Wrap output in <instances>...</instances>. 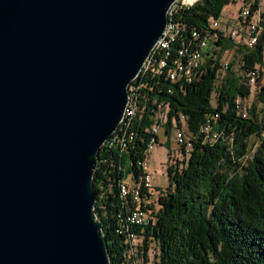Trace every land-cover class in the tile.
Returning <instances> with one entry per match:
<instances>
[{"label":"water","instance_id":"1","mask_svg":"<svg viewBox=\"0 0 264 264\" xmlns=\"http://www.w3.org/2000/svg\"><path fill=\"white\" fill-rule=\"evenodd\" d=\"M176 0H0V264H110L98 151Z\"/></svg>","mask_w":264,"mask_h":264},{"label":"trees","instance_id":"2","mask_svg":"<svg viewBox=\"0 0 264 264\" xmlns=\"http://www.w3.org/2000/svg\"><path fill=\"white\" fill-rule=\"evenodd\" d=\"M231 1L193 0L175 10L172 20L185 34L175 41L169 57L154 55L140 74L141 83L135 85L134 91L137 110L128 129L121 124L113 135L124 133L128 146L121 150L108 148L105 143L98 151L92 180L94 212L106 239L110 264H148L150 243L154 249L152 264H264V113L257 119L254 109L242 106V100L250 93L247 80H252L254 65L263 56L264 0L257 13L259 32L252 45L235 44L231 36L218 38L202 54L190 82L165 78L187 43L189 31L209 29L210 19H217ZM257 6L258 0L248 5L244 23ZM230 49L236 71L227 63L221 74L219 56ZM260 77L253 84L255 99L264 110V81L259 83ZM159 102L167 104L161 123L167 138L183 127L184 140L177 151L182 155L187 151V158L177 160L169 150L168 185L154 197L153 221L151 216H145L137 224L136 233H132L136 244L131 247V254L135 256L128 258L130 242L116 233V228L123 224L120 217L128 213V208L137 205L131 194L119 198L118 184L128 176L135 184L139 182L141 171L137 163L151 136L154 109ZM209 116L214 117V133L209 139H202L198 129ZM252 136L257 143L251 152L247 140Z\"/></svg>","mask_w":264,"mask_h":264},{"label":"built area","instance_id":"3","mask_svg":"<svg viewBox=\"0 0 264 264\" xmlns=\"http://www.w3.org/2000/svg\"><path fill=\"white\" fill-rule=\"evenodd\" d=\"M177 0L172 5H176ZM244 5V4H243ZM243 5L240 7V9L237 12L238 15V21L240 20V15H245V12L247 9L243 8ZM179 11V10H178ZM174 16H169L168 11V17H167V23L164 29V32H166V29L168 28V22L170 19H174ZM256 16L254 13V21L247 20L246 24H250L251 27H257L255 25ZM216 22V19H210V28L209 29H195L194 33V42L191 45V48H185V51L182 56H177V63L176 68H174L172 71H166V77L170 81H180V82H190L196 75V70L198 68V57L202 55L204 52H207V49H210V42H216L218 38H226L225 31L221 30H214V23ZM221 31V34L219 33ZM233 31H235L234 38L237 39L239 35L241 34V31L236 30L233 28ZM162 32V33H164ZM235 44L238 43L234 39H232ZM251 40V39H250ZM246 46L248 45V41L242 42ZM227 51V50H225ZM179 62H185L184 63V72L183 73H177V64ZM227 63L222 64V68L224 69ZM264 74V56H262V59L257 65H254V74L252 75V80H247L249 84L254 83V81ZM137 83H141L140 79H134L128 86V96L131 97L134 91V86ZM171 90H167V92H170ZM167 104L160 102L159 104L155 105L154 109V122L152 123L150 127V134L147 143L145 151H143V158L140 160L139 167L143 171V176L145 177L144 181V190H138V196L136 197V205H137V211L133 215L132 219H125L122 225H119L116 228V233L123 235L125 238H130V235L135 232V228L137 226V220H142L144 216H151V222L153 221V213L154 209L151 208L152 205H154V197H156V189L152 186L151 182L153 180L152 173L147 169L148 166V156L152 152L154 145L157 143L156 137L158 136V133L161 128V123L164 122L165 118V111H166ZM244 116V113H243ZM180 120L183 121L184 117L183 115L179 116ZM212 124H214V117H207L205 118L204 122L200 124L198 133L202 134V139H209V137L212 135ZM183 127L180 129H177L175 131L174 140L177 143H183L184 133H183ZM131 134L133 132L131 131ZM106 143V146L108 148L111 147H119L121 150H124L128 146V140H121L120 136L118 140H107V142H104L103 145ZM131 176H128L124 178L122 181L118 184V190H119V198L121 199V196L124 194V191L131 188ZM127 254L128 258L131 256H135V254H131V246L129 245V248H127Z\"/></svg>","mask_w":264,"mask_h":264},{"label":"rangeland","instance_id":"4","mask_svg":"<svg viewBox=\"0 0 264 264\" xmlns=\"http://www.w3.org/2000/svg\"><path fill=\"white\" fill-rule=\"evenodd\" d=\"M253 1L254 0H233V1L229 2L228 5H225L222 8L218 18L216 19L215 27L217 28V30L223 29L225 31V33H227L226 36H232V34L235 35L233 28L241 31V34L239 35V37L237 39L234 38V35L231 37V39H234L236 42H238L236 44H242V42L249 41L247 39L248 38L247 30L249 28H251V25L247 26V24L244 23V20H245L244 18L248 14V11H249L248 5L250 3H252ZM242 5H243L244 9H247V12L245 13V16L242 15L243 17H241V18H243V21L242 20L238 21L237 12ZM261 6H263V0H258L257 10L254 12L255 16H256L255 25L257 24V21H258L257 20V13L260 10ZM250 20L254 21V14L250 18ZM252 28H254V27H252ZM232 55H233V52L231 49L227 50V51H223L219 56V63H220L219 65H222L224 63H231L232 69L234 71H236V65L237 64H236V62H234ZM263 56H264V53H263ZM220 73L221 74L224 73L223 68L220 71ZM262 81H264V75H262L260 77L258 82L260 83ZM255 90H256V87L254 86V84L253 83L250 84L249 85V92L250 93H249V95H247V97L245 99L242 100V106L246 110L254 109L253 111L256 113L257 119H260L262 116V111L264 113L263 104L259 103L255 99ZM209 100H210V104L213 105L214 99H213L212 94L210 95ZM171 133H172L171 137L167 138V136L163 132V128H160V131H159L158 137H157L158 141L154 145L152 152L148 156L147 169L152 173L153 180H152L151 184L154 187V189H156V191L165 188L169 182L167 174H166V169L169 165V162H168L169 150H172V152H170V153L172 154V157L177 159V160H182L183 158L184 159L187 158V151L184 153V155H182L181 152L177 151V149L179 148V143H177L174 140L175 131L171 132ZM256 140H257V138L253 137V136L247 140V145L249 146V149L251 152L253 151L254 147L256 146V143H257ZM130 184H135V180L132 179V177H131ZM140 241H141V239H140ZM134 244L132 246H134ZM152 245L153 244L150 243L149 249H148V256H147L148 257V264H152V259L154 256V249H153Z\"/></svg>","mask_w":264,"mask_h":264},{"label":"bare ground","instance_id":"5","mask_svg":"<svg viewBox=\"0 0 264 264\" xmlns=\"http://www.w3.org/2000/svg\"><path fill=\"white\" fill-rule=\"evenodd\" d=\"M192 1L193 0H177L176 5H171V7L169 9V16H173V13L175 12L176 9H179L182 6H186V5L188 6ZM241 17H243V16L240 15V19H242ZM255 23H256V21H255ZM249 25H247V26H249ZM214 30H217V29H215V23H214ZM258 32H259V30L256 27H254V28L251 27V28H249L247 30V36H248L247 39L249 40L248 41V45H252L255 42V39L257 38ZM194 33H195V29H192V30L189 31V39H186L187 43H185L183 45V48L180 51V56L183 55V53L185 51V48H191V45L194 42ZM183 34H185L184 33V29L181 28L180 26H178L176 23H174L172 19H170L169 22H168V28L166 29V32L161 33L160 37L157 40V43H156L155 47H153L152 51L150 52L149 57L143 63V65L141 67V70H140L138 76L135 77V79H138L140 77V74L147 69L148 65L151 64V61H152V58H153L154 55H156V56L159 55L160 57L163 56L165 58L169 57V55H170L169 51H171V48L173 47L175 41L178 38H181L182 36H184ZM225 34H227V33H225ZM233 35L234 34H232V36ZM185 37H187V36H185ZM227 37H229V36H227ZM213 44H214V42H210V49L212 48L211 45H213ZM210 49H207V52ZM201 61H202V55H200L198 57L197 66H199V64H201ZM176 63H175V66L173 67V69L176 68ZM184 63L185 62H179L177 64V73H183L184 72ZM135 89L136 88L134 86V91H135ZM134 91H133V94L131 95V97L128 96V102H127V105L125 106V109H124L123 119H122V121H120L116 131L118 130L119 126H121V124H125V127L127 128V125L130 124L131 119H132L135 111L137 110V98L134 96L135 95ZM116 131L114 132V134L116 133ZM212 131H213L212 133H214L213 124H212ZM114 134L110 135L106 139L105 142H107V140H113V141L114 140H118L119 136H120L121 140H126V137H125L124 133H123V135L121 134V135H118V136H113ZM127 136H129V135H127ZM128 144H129V139H128ZM139 164L137 163L138 166H139ZM139 170L141 171V174H140V177H139V182L136 183V184H131V188H129L127 191L126 190L124 191V194L121 196V199L127 197V195H129V194H131L136 199V197L138 196V190H141V189H142V191L144 190L143 188H144L145 177L143 176L142 169L140 168ZM136 211H137V206L129 207L128 208V213L125 214V215L122 214L124 216L120 217L121 218V222L123 223L125 219H132V217H133V215L135 214ZM142 220L138 219L137 220V224L141 223ZM127 241L130 242V246L132 248H133L132 245L134 243L136 244V238H135V236L133 234L130 235V238H127Z\"/></svg>","mask_w":264,"mask_h":264},{"label":"crops","instance_id":"6","mask_svg":"<svg viewBox=\"0 0 264 264\" xmlns=\"http://www.w3.org/2000/svg\"><path fill=\"white\" fill-rule=\"evenodd\" d=\"M222 31V30H221ZM264 53V52H263Z\"/></svg>","mask_w":264,"mask_h":264}]
</instances>
